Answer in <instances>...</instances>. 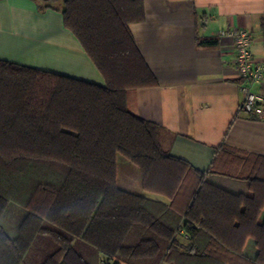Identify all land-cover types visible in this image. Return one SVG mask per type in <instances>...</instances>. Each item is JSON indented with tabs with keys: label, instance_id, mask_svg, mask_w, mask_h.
Returning <instances> with one entry per match:
<instances>
[{
	"label": "trees",
	"instance_id": "trees-1",
	"mask_svg": "<svg viewBox=\"0 0 264 264\" xmlns=\"http://www.w3.org/2000/svg\"><path fill=\"white\" fill-rule=\"evenodd\" d=\"M36 1L62 12L106 84L0 59V264H264V156L223 144L198 170L130 108L158 83L130 29L145 0ZM119 155L167 201L121 187ZM11 203L26 210L15 235Z\"/></svg>",
	"mask_w": 264,
	"mask_h": 264
},
{
	"label": "crops",
	"instance_id": "crops-1",
	"mask_svg": "<svg viewBox=\"0 0 264 264\" xmlns=\"http://www.w3.org/2000/svg\"><path fill=\"white\" fill-rule=\"evenodd\" d=\"M239 27L251 31L253 55L264 63V0H145V20L130 25L158 81L132 91L130 108L159 125L166 151L201 171L209 169L223 144L264 156V119L240 110L236 48L220 35ZM0 59L106 84L65 27L62 12L41 11L36 0H0ZM256 90L264 92V85ZM135 172L125 163L119 167L120 186L167 201L144 192ZM208 180L234 193L249 189L246 180L218 174ZM247 249L255 254L254 241Z\"/></svg>",
	"mask_w": 264,
	"mask_h": 264
},
{
	"label": "built area",
	"instance_id": "built-area-1",
	"mask_svg": "<svg viewBox=\"0 0 264 264\" xmlns=\"http://www.w3.org/2000/svg\"><path fill=\"white\" fill-rule=\"evenodd\" d=\"M220 35L230 37L236 48L235 64L243 92L240 110L264 119V92L256 90L264 85V63L253 55L251 31L239 27L223 30Z\"/></svg>",
	"mask_w": 264,
	"mask_h": 264
},
{
	"label": "rangeland",
	"instance_id": "rangeland-1",
	"mask_svg": "<svg viewBox=\"0 0 264 264\" xmlns=\"http://www.w3.org/2000/svg\"><path fill=\"white\" fill-rule=\"evenodd\" d=\"M118 159H119V167L121 169L124 163L127 165H130L131 167H133V169H135L136 171L135 173H138V177L140 179L139 169L135 164H133L130 160H128L123 155H119ZM13 212L15 213V216L14 214H12ZM25 214H26V210L24 208H22L21 206H18L17 204L11 203L2 218V223L9 230L11 234L15 235L17 233L16 231L18 230V226L21 223ZM11 215H13V217Z\"/></svg>",
	"mask_w": 264,
	"mask_h": 264
}]
</instances>
